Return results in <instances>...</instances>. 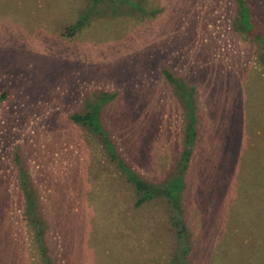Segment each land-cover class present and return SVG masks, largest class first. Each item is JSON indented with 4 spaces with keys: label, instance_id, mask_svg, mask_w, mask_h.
<instances>
[{
    "label": "rangeland",
    "instance_id": "1",
    "mask_svg": "<svg viewBox=\"0 0 264 264\" xmlns=\"http://www.w3.org/2000/svg\"><path fill=\"white\" fill-rule=\"evenodd\" d=\"M243 1L0 0V264H264V0ZM94 105L103 136L70 117ZM110 153L175 215L135 206Z\"/></svg>",
    "mask_w": 264,
    "mask_h": 264
},
{
    "label": "trees",
    "instance_id": "2",
    "mask_svg": "<svg viewBox=\"0 0 264 264\" xmlns=\"http://www.w3.org/2000/svg\"><path fill=\"white\" fill-rule=\"evenodd\" d=\"M237 1V10H238V15H242L241 14V11L243 9V6H244V1L243 0H236ZM79 21L76 20L75 22H73L72 24L68 25L65 32H67L68 34L71 33L72 29H74L77 25H78ZM162 73H164L165 77L171 81L172 83H174L175 85L177 84H180V79H176V77H174L171 72H169L168 70H162ZM4 91H1L0 92V98L4 96ZM99 112V109L96 105L94 106H91L89 109L85 110V111H81V112H73L71 113L70 117L76 121V122H79L81 124H84L86 126H88L92 131H97L99 136H103V134L98 131L100 130L97 123L95 124H92V121L94 119V117L98 114ZM185 127L187 128V130L191 129L192 128V125H193V122H192V119H188L186 120L185 122ZM100 138V137H99ZM190 138L191 136H189V134H185V137H184V143H185V148L184 150L182 151L183 154H182V158H181V164H180V167L183 166V161H185L187 159V156L189 154V149H188V146H189V141H190ZM103 144V143H102ZM104 145V144H103ZM107 146V145H106ZM110 146V145H109ZM109 148V147H108ZM116 153L115 154H108L109 158L111 161L115 162V164L120 168L121 172L123 173L125 179L127 181H129L131 183V185L133 186L134 188V191L135 193H139L140 195L136 198V200L134 201V205H138L140 204L141 202H143L145 199H148V198H151V197H155V198H163L164 201L170 206V208L172 210H174L172 208V198L170 195H167V192L165 189H163V184L160 183V184H153L152 182L150 181H147L146 179H143L141 178L140 176H138L136 174V172H133L131 169H127L125 167V165L123 164L122 162V159L119 157L120 160H117L116 159ZM177 186V184L175 185ZM22 194H23V197H24V200H25V208H26V212H27V215L30 219V222L32 223L33 227H35V237H36V240L38 242V248L40 249V252L41 254L43 255V258L45 261H47L45 258V255H44V249H43V244L41 242L42 240V236H41V231H39V228H38V223L40 222V220L36 221L35 219V214H34V200L32 199L31 195H30V192L27 190V188H25L23 191H22ZM174 198H176V201L178 199V196L176 195V197L174 196ZM175 201V199H174ZM176 201H175V204L173 202V205L176 206ZM181 210H178L177 207H176V212H180ZM174 216L175 215V210H174V213H171L169 216ZM171 225L174 227V231H175V235L177 236V239L179 240V235L181 233V229L183 228L182 226L179 228L177 225H176V221L174 222H171ZM180 251V255L182 256L183 255V252L184 250L182 249H179ZM177 255V252H175L172 256V258L168 261V264H184V261L180 260L178 261V255ZM49 264V263H47Z\"/></svg>",
    "mask_w": 264,
    "mask_h": 264
}]
</instances>
